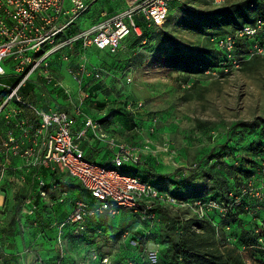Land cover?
Masks as SVG:
<instances>
[{"label":"rangeland","instance_id":"1","mask_svg":"<svg viewBox=\"0 0 264 264\" xmlns=\"http://www.w3.org/2000/svg\"><path fill=\"white\" fill-rule=\"evenodd\" d=\"M182 1L183 6L176 4L166 25L150 28V36L145 43L131 34L117 54L90 47L88 58L94 65L109 70L110 74L102 82L89 79L82 90H90L86 105L98 120H103V130L140 149L141 162L134 165L138 175L156 181L158 174L165 175L164 180L169 179L168 185L172 190L187 196H200L217 183L215 178L232 177V171L234 173L239 170L237 167H244L255 149L264 144L261 128L251 129L242 125L255 118H264V55L244 56L238 66L228 62L224 68H217L216 35L234 30L243 21L236 26L219 25L221 16L211 20V15L216 9L253 0H228L230 4L222 8H217L210 0ZM111 6L114 7L113 0L109 3L98 0L92 12L77 18V24L76 21L74 24L78 27L70 26L74 32L69 33L76 34L90 28L84 26L91 13ZM106 17L109 16L100 18L96 24ZM137 21L148 28L144 20ZM166 51L194 55L204 70L193 72L180 66L172 67L166 61ZM65 62L57 64L56 74L65 87L76 93L72 99L74 103L68 104L72 107L79 101V85L67 72ZM14 64L11 60L3 62L8 75L0 77L1 83L17 82ZM33 77L37 79L36 75ZM26 91L32 92L34 100L42 96L44 88L37 85ZM62 94L60 90L59 101L68 103L63 90ZM38 106L44 108L41 104ZM79 124L76 123V131L80 129ZM107 148L95 158L98 163L112 165L110 161H101ZM89 152L86 149V158L94 161ZM34 169L28 171L22 163L15 172L6 169L2 175L0 186L6 195L3 214L6 227L0 229V252L7 264H54L61 255V248L56 243L58 225L63 221L61 218L70 210L75 198L83 196L87 201L92 200L80 183L59 170L55 175H48L49 179L60 180L58 193L70 195L71 199L54 217L46 215L44 209L36 215L27 214L29 195L36 192V172L40 170ZM119 170L136 173L131 166ZM1 173L2 170L0 177ZM187 178L192 179L193 186L183 188L180 183ZM51 200L55 198L51 196ZM170 214L179 215L182 221L176 223L172 230L178 241L186 240L202 252H213L223 263L237 264L234 257L246 264L264 263V251L239 245L235 225H230L228 231H217L211 227L187 229L186 221L191 216L189 211L178 213L171 210ZM98 220L107 225L108 230L104 228L107 234L88 231L86 240H77L76 250L70 244L72 240H68L63 246L67 263L76 264V257L80 261L87 260L88 264H102L100 260L87 259L88 249L96 247L104 252L103 255H110L112 264H174L168 245L161 242L160 213L148 216L121 209Z\"/></svg>","mask_w":264,"mask_h":264},{"label":"built area","instance_id":"2","mask_svg":"<svg viewBox=\"0 0 264 264\" xmlns=\"http://www.w3.org/2000/svg\"><path fill=\"white\" fill-rule=\"evenodd\" d=\"M217 8L228 5V0H210ZM127 7L101 21L99 24L84 29L79 33L63 38L65 31L75 23L78 17L87 11L90 4L86 0H0V77L8 75L3 62L11 60L18 78L16 83L0 82V90L5 95L0 102V116L9 122L6 136L0 143V154L23 158L24 166L29 170L39 167L52 171L61 167L77 180L96 202L91 204L84 199L74 201L71 212L58 225L57 246L61 248L60 258L54 264H70L63 251L69 238L80 239L88 233V222L98 215L115 214L121 209H129L148 216H154L158 206L171 209H184L199 218L218 210L227 213V206L212 198L178 199L172 192L161 189L155 182L143 179L137 174L120 172L126 165L134 166L141 162V151L136 146L126 143L115 135L103 130L102 124L85 110V100L90 93L83 91L86 80L104 81L110 72L90 66L86 51L93 46L117 54L124 46V40L134 34L142 36L145 28L137 20H144L147 27H163L170 18L176 4L183 6L182 0H127ZM224 51L228 61L238 66L241 57L264 55V22L258 19L254 24L245 25L234 32L214 39ZM248 40L241 48L238 44ZM81 41V49L77 42ZM145 42V41H144ZM67 48L63 59L69 63L67 72L77 80L80 97L72 108L76 115L84 117V126L76 133L73 131V118L66 110L44 109L21 90L27 82L38 75L46 85L60 87L69 103L73 91L62 84L52 70V56ZM82 51V52H79ZM92 130L94 139L103 141L113 151L112 165H103L86 158L82 141ZM264 164V161H263ZM264 169V168H263ZM2 175L6 164L1 167ZM47 184L39 182V193L43 199H49ZM51 190L57 186L50 187ZM264 178L257 187L251 179L234 197V205H241L245 195H251L264 201ZM66 194H62L61 201ZM6 195L0 186V225L4 223L3 213ZM250 215H254L248 207ZM38 206L34 205L27 213L34 214ZM264 228V221H263ZM100 234L102 232H99ZM263 244L264 240L260 239ZM96 247L86 253L90 261L100 260L102 264H112L110 255H101ZM85 255V253L83 254ZM76 264H88L87 260H78ZM0 264H4L0 254Z\"/></svg>","mask_w":264,"mask_h":264},{"label":"trees","instance_id":"3","mask_svg":"<svg viewBox=\"0 0 264 264\" xmlns=\"http://www.w3.org/2000/svg\"><path fill=\"white\" fill-rule=\"evenodd\" d=\"M230 4V3H229ZM228 6V5H226ZM223 6V7H226ZM90 8V6H89ZM88 8V9H89ZM222 8V7H219ZM87 9V10H88ZM85 13V12H84ZM253 13V14H252ZM172 16V14H171ZM170 16V18H171ZM218 16H221L218 23L220 24H225V25H238L239 22L242 20L243 24L240 26H236V28L230 32H225V33H220L217 34L215 39L223 36L227 33L234 32L236 29H239L245 25L248 24H254L258 19H262L264 22V0L260 1H251L250 3H245L243 5L239 4H233L229 7H226L224 9H216L214 14L211 15V20L216 19ZM169 18V19H170ZM168 19V20H169ZM168 22V21H167ZM166 22V23H167ZM165 23V25H166ZM149 28V27H148ZM145 28L144 34L140 37L135 36L140 42L145 43L147 39H149V32L150 28ZM73 35V34H72ZM145 41V42H144ZM216 45L217 42L215 41ZM248 43H250L248 40H243L240 42L237 46L239 48V51H237L238 54H240L241 48L246 46ZM218 47V64L217 68H224L223 66L228 63V58L226 57L224 51L217 45ZM109 52V51H108ZM166 61H168L172 67H178L180 66L181 68H188L189 70L196 72V71H201L204 69H201V61H199L194 55L188 54V53H182L174 51L172 53H168L167 51L165 52L164 55H166ZM74 59L72 62L68 63L67 67L70 64H73ZM52 65V70L55 72L58 70V67H55L54 62L51 61ZM66 67V69H67ZM109 71V70H107ZM34 78V77H33ZM31 78L28 82L27 85L21 90V93L28 98L27 94L28 92L26 91L27 88H32L33 85H35V78L32 81ZM87 81V80H86ZM105 81V80H104ZM31 82V83H29ZM102 82V81H99ZM29 83V84H28ZM87 83L85 82L84 85ZM46 86V87H45ZM44 89H47L49 85H45ZM52 86V85H51ZM90 93V90H86ZM5 91L2 89L0 92V102L2 97L5 95ZM91 94V93H90ZM32 101H34L36 104H38V100H33L32 98H29ZM87 99L85 100V110L89 113L92 114L96 120L97 116L91 112L88 108L87 104ZM63 110L68 111L70 108V105L63 106ZM101 124H103V120H98ZM243 126L249 127L251 129H258L261 128L262 133L264 134V118H255L252 121H246L242 123ZM264 144L259 145L257 149H255V152L252 153L250 161L247 162V164L244 167H237L239 170L232 171L231 176L232 177H226V178H215V185L207 191L205 195H200V196H187L186 194H181L177 191L172 190V188L168 185L170 183L169 179L164 180L166 177L165 175L158 174L157 175V180L154 179H149V178H144L146 180L155 182L156 184L161 186L162 190L165 191H170L172 194H174L178 199L180 200H187V199H192V198H212L220 203H223L227 206H231L229 211L225 214L223 212H220L218 210H213L208 213L207 217L205 218H199L195 215H191L189 219L186 221V227L185 228H195V229H200L204 227H211L212 229L217 231L220 230H226L228 231L230 229V225H235V227L238 229V234H237V241L241 247H248V248H257L261 249L264 251L263 244L260 243V239L264 240V228H263V221H264V201H260L258 198L251 196V195H245L242 198V203L241 205L233 206L234 202V197L230 196V193H233L234 195H238L241 193V189L244 185H246L251 179L254 180L255 185L257 187L261 186V182L264 178ZM129 166L130 165H126ZM138 166V165H137ZM137 166H131L132 170H136L137 172ZM52 171V170H49ZM140 176V175H139ZM45 181V180H44ZM46 182V181H45ZM47 189H51L50 187H53V185L47 183ZM181 186L183 188L191 187L193 186L192 179L187 178L181 181ZM80 187L84 190L85 193L88 194V196L92 200H88L91 204H94L96 202L95 197H92V195L80 184ZM264 193V191H263ZM48 194L50 196V192L48 190ZM62 195V194H61ZM39 198H41V195L39 193ZM67 196V195H66ZM62 196H60L61 198ZM38 198V200H39ZM67 198V197H65ZM64 198V199H65ZM78 199H85L83 196L78 198ZM77 199L73 200L72 206L74 204V201ZM38 206V210L40 208V205L36 203ZM6 206V205H5ZM248 207L251 211H253L254 215H250L249 210L246 209ZM171 210L176 211L180 213L184 209H171L169 207H164V206H158L155 208L154 212L155 213H160L161 214V237H162V243H165L168 245V250L171 254V258L174 261V264H228L221 262L217 255H215L213 252L210 251H205L202 252L192 246V244L189 241H178L177 237L174 235L172 232L174 226L176 223L182 222L180 220V216H174L171 215L170 212ZM36 211V212H37ZM132 211V210H131ZM5 212V209H4ZM4 214V213H3ZM106 214V213H104ZM101 214V215H104ZM95 217L94 219L98 220L99 216ZM66 218V217H65ZM64 218V219H65ZM4 219V216H3ZM63 219V220H64ZM6 221V220H5ZM6 227L5 225H2V227ZM4 227V228H5ZM89 231V228H88ZM97 230H92L91 233H95ZM90 232V231H89ZM101 234H107V233H101ZM88 235V233L86 234ZM86 235H84L83 239L86 240ZM80 238V239H81ZM100 251V250H99ZM101 255L104 254V252H101ZM1 254V252H0ZM3 258V257H2ZM233 260L237 264H246L242 260H238L237 257H234ZM4 264H7L4 259ZM264 264V263H263Z\"/></svg>","mask_w":264,"mask_h":264},{"label":"crops","instance_id":"4","mask_svg":"<svg viewBox=\"0 0 264 264\" xmlns=\"http://www.w3.org/2000/svg\"><path fill=\"white\" fill-rule=\"evenodd\" d=\"M86 1L89 2L90 8L84 14H86L87 12H92L93 8H94V4L98 2V0H86ZM107 1L109 3V0H107ZM110 1H112V0H110ZM113 3H114V7L111 6L109 9L99 8L94 13H91V16H90L89 20H86L84 28L93 26L94 24L97 23V21L100 18L102 19L105 16H111V15H113V14H115V13H117V12L123 10V9H125L127 7V4H128L127 0H113ZM78 19H77V21H78ZM77 21H76V24H77ZM76 24L71 25V27H73V26L74 27L75 26L78 27ZM71 27H69L65 31V34H63V38H65L66 36H71L72 35V34L69 33V32H71V33L74 32L71 29ZM77 29H81V28H77ZM80 46H81V41L77 42V48L78 49H81ZM67 50H68L67 48H64L63 50H61V52H58V53H56L55 55L52 56V62H54L55 67H57V64L60 61H62V62L66 61V60L63 59V54L65 52H67ZM79 52H82V51H79ZM86 53H87V51H86ZM88 59H89L90 66H96V65H94L92 63L90 58H88ZM75 60H74V62H75ZM65 63L68 65L69 62L66 61ZM96 67H98V66H96ZM99 68H102V67H99ZM102 69H105V68H102ZM105 70H107V69H105ZM56 72L57 71H55V75L59 79V77L56 74ZM37 79L39 81H37ZM37 79H35V82H34L35 85H33L32 88H36L37 85L39 87L44 88V86L46 85L45 81L42 78H40L38 75H37ZM88 80L86 81V83H88ZM60 90H61V94H62V89L60 87L48 86L47 89H44V93L42 94L43 97L42 96H38L36 98L38 100V102H37L38 105L39 104L43 105L44 109H59V110H63L62 107L63 106H67L70 103H69L67 98H64V99H66L68 101V103H62V102L59 101L58 98L60 97V95H59L60 94ZM30 93H32V92L30 91L27 94L28 98H32ZM54 93L56 95H54ZM62 96H63V94H62ZM36 99H34V100H36ZM68 112L71 114V116L73 118V131H74V133H76L77 132L75 130L76 123L78 124V122H80L79 125H80V129H81L84 126V117L76 115L75 112L73 111L72 107L69 108ZM75 118H77L76 121H75ZM8 127H9V122L7 120H5L2 116H0V143L2 142L4 137L6 136ZM111 135H114V134H111ZM115 136H117V135H115ZM117 137L119 139H121L119 136H117ZM121 140H123V139H121ZM123 141H125V140H123ZM107 147L108 146H107V144L105 142L97 140V139H94L92 130L88 131V135L82 141V148L84 149V151H86V149L88 151L90 150V152L88 154H89L90 157H92V159H95L94 162L98 161V160H96L95 157L100 153V151H102V149L107 148ZM107 149H108L107 152L109 153V155L107 156V152H106V153H104L101 156L102 157L101 161L103 163H106V162H109V161L112 162V159H113V156H114V155L111 156V153L114 154L113 151L109 147ZM4 163L6 164V169L7 170L11 169V170H14V172H15L16 171L15 169L19 166V164L24 163V160H23V158L18 157V156L10 155L9 157H5L4 155L0 154V169H1V167H2V165ZM35 168H39V167H35ZM39 169L40 170L38 172H36V174H37L36 175V192L34 194H30L29 195V200H30V202L28 204L29 207H30L29 210L31 209L32 206H34V205H36V203H38L40 205L39 211L44 209L47 212L46 215H48V216L50 215V216L54 217L56 215V212H60L61 207H64L63 204L67 200H69L71 198H70V195H67V196H65L67 198L64 197L65 199L61 201V199H60L61 193H58V189H59V187L61 185V181L57 180V179H49V176L51 174H53V175L57 174V172L59 170L64 171L67 174H68V172L65 169L61 168V167H58V169H56L55 171H49V169H46V168H39ZM30 170L34 171L36 169L31 168L28 171H30ZM69 177L73 181H77V180L73 179L70 175H69ZM41 179H44L47 183H49V184H51L53 186H57V189H55V190L49 189V192H50V196L49 197L53 196L55 198V200H51L50 201V198L46 199V200L43 199L42 197L39 198V196H38L39 195V182H40ZM38 198H39V200H38ZM75 199H78V198H75ZM72 203H73V201H72ZM72 208H73V206H71V208L67 212V214L63 218H61L62 220L71 212ZM39 211L35 212L34 214L36 215ZM27 214H30V213H27ZM107 214L108 213H106L104 215H101V216H99V218L100 217L103 218ZM30 215H33V214H30ZM100 221L97 220V219L95 220L94 218L90 219L89 222H88L89 231L92 232V230H97V231H103V232L107 233L106 231H104V228H105V230H108L107 225L102 224ZM5 224H6V221H5V218H4V223L0 225V229L4 228L5 226L2 227V225H5ZM86 236H89V234L86 235ZM68 240H72V241H70V244L74 246L73 250H76V247L78 246V241L77 240H79V239L69 238ZM51 244H53V243H51ZM93 264H98V263H93Z\"/></svg>","mask_w":264,"mask_h":264}]
</instances>
